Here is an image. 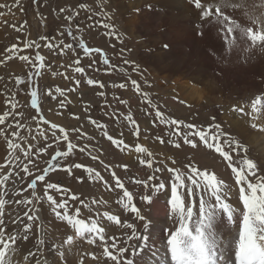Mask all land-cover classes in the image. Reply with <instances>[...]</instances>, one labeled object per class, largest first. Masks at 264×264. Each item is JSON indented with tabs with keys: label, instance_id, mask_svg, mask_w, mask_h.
<instances>
[{
	"label": "rangeland",
	"instance_id": "1",
	"mask_svg": "<svg viewBox=\"0 0 264 264\" xmlns=\"http://www.w3.org/2000/svg\"><path fill=\"white\" fill-rule=\"evenodd\" d=\"M149 1L159 2V5L144 10L141 16L167 5L161 0ZM123 3H129L126 5V12L129 13L131 3L129 0ZM81 4L87 7L81 8ZM170 4L169 9L165 7L162 16L171 18L176 14L181 20L176 25L178 28L174 26L175 33L184 37H175L177 41L174 39L175 45L167 57L166 48L163 47L165 40L157 34L144 37L142 28L132 29V26L128 28L123 24L115 0H0V5L5 6L0 8V115L9 113L5 123L0 124V165H3L0 167V178L5 175L9 177L4 185H0V198L7 202L4 219L9 230L22 233L25 223H32L27 220L26 212L29 215L38 214L40 219L36 223L41 226L31 228L29 239L21 245V256L29 251L37 253L38 248L49 255L53 245H62L67 235L74 231L66 221L55 218L45 192L53 195L57 201L67 198L70 214L80 207L78 218L86 222L90 216L98 218L109 211L135 223L139 231L143 229V222L135 221L116 203L123 190L114 187L112 172L134 193V201L148 219L152 204H144L138 199L145 189L142 185H135L132 180L159 175L168 181L170 173L167 171L155 173V168L163 166L161 162L182 171L185 165L193 163L233 183L227 161L203 145L196 149L184 145L182 136L174 134L175 127L161 123L155 116L157 110L166 119L190 123L197 128L220 124L224 132L230 133L248 148V158L257 163V174L264 176V133L259 136L261 132L249 126L247 117L241 119L230 111L233 105L249 103L256 95L264 94V51L245 53L234 50L225 56L219 38H201L196 34L193 25L198 14L191 5L174 0ZM102 13H107V17ZM239 15L234 14L237 18ZM69 16L71 19H67ZM103 23L114 26L116 35L109 34L110 30L104 28ZM184 26H187V30ZM26 41L32 42L33 46L24 48ZM80 42L91 49L99 48L101 52L85 54L79 47ZM13 44L17 45V49L14 58L9 60L7 49ZM210 49L217 54L212 55ZM36 54L44 56V61L33 64ZM19 55H27L29 61L19 60ZM104 57L109 60L108 65L103 63ZM181 62L185 70L191 68L196 72L190 76L194 77L196 84L200 86V82H205L206 85L202 84L198 93L192 89L176 90L173 82L166 84L158 79L162 73L167 74L168 63L180 65ZM40 63H44L45 67L39 68ZM76 67H82L84 72H76ZM199 70L203 73L200 80ZM17 77L23 82L17 83ZM88 79L96 83L88 85ZM133 80L139 86V91L132 84ZM183 83L184 87L187 83L184 80ZM121 84L125 87H119ZM32 90L38 92L39 111L31 107ZM12 104L16 107L12 108ZM128 115L136 121L135 125L126 119ZM52 123L65 129L69 137L67 141L63 139L65 133H61L59 127L52 129ZM258 123H264V120ZM137 129L139 135L135 134ZM180 131H183L182 126ZM105 132L113 139L122 140L123 144H113ZM9 140L19 144L20 148L7 150ZM172 142L181 143V147L176 148ZM68 143L75 145L71 154L52 161L56 152L67 149ZM136 144L153 153L151 168L147 163H140V158H147L135 153ZM44 147H47V151H39ZM225 151L229 149L225 148ZM244 155L243 152L238 156L233 153V161L242 160ZM93 156L97 159H93ZM173 159L175 164H172ZM50 162L55 166L50 167ZM75 164L82 167H73L69 175L65 169ZM123 165H127V168ZM24 167L29 169L28 173L23 171ZM44 168H49L46 180L37 181L35 190L28 188L31 179L41 174ZM87 168L99 172L102 179H97L95 175L89 178ZM47 182L57 183L60 192L46 189ZM34 191L36 196L42 197L41 200H36ZM73 194L78 198L76 201L71 200ZM18 200H32L33 204L17 203ZM93 200L107 203L92 204ZM80 201L91 205L92 212L85 209ZM230 202L236 203L235 191ZM107 231L109 235H121V230L115 226H109ZM39 239L44 240L42 245L38 244ZM67 248L64 246L61 251ZM99 251L102 250L82 241L76 251H66L65 260L69 264H79L78 253ZM87 260L95 264L90 257H86Z\"/></svg>",
	"mask_w": 264,
	"mask_h": 264
},
{
	"label": "snow or ice",
	"instance_id": "2",
	"mask_svg": "<svg viewBox=\"0 0 264 264\" xmlns=\"http://www.w3.org/2000/svg\"><path fill=\"white\" fill-rule=\"evenodd\" d=\"M187 3L198 14L193 25L196 34L201 38H219L223 43L225 56L230 55L234 50L245 53L256 50L264 51V0H187ZM2 7L5 6L0 5V8ZM80 7L86 8L87 5L81 4ZM135 11L139 12V9ZM236 13L240 14L238 18L234 16ZM102 14L107 17V13ZM102 26L110 30L109 34L116 35L114 26L107 23H103ZM32 46L33 43L27 41L23 45L24 48ZM48 47L52 46L48 45ZM66 47L71 48L72 46L66 45ZM79 47L85 54L91 51L101 52L99 48L86 47L83 42L79 43ZM163 47L167 48L168 45L164 44ZM16 49L15 44L7 49L9 60L14 58L13 54ZM210 51L214 56L217 54L215 50L210 49ZM18 58L21 61H29L27 55H19ZM44 59V56L36 54L32 63L42 62ZM76 63L79 64V61ZM103 63L108 65L109 60L104 57ZM43 67H45L44 63H40L39 68ZM75 71L83 73L84 69L76 67ZM16 81L17 83L23 82L20 77H17ZM94 83L96 81L93 79L87 80L88 85ZM132 84L137 87V91L140 90L135 80ZM119 87L123 88L125 85L121 84ZM57 91L59 92L60 89ZM39 106L38 92L32 90L31 107L39 111ZM11 107L15 108L16 105L12 104ZM230 111L241 119L247 117V123L252 129L264 133V123H258L264 120V94L256 95L249 103L233 105ZM8 115V112L0 115V124L5 123ZM155 116L161 123L174 126L176 129L174 134L182 136L184 145L193 149L203 145L206 149L218 153L223 160L227 161V167L231 169L230 179L233 181L229 183L218 177L215 172L206 168L200 169L193 163L185 165V170L182 171L180 168L168 166L163 162H161L162 167L155 168V173L167 171L170 173L168 181L159 175H148L143 180L135 178L132 180L135 185H142L145 189V193L139 196L142 203L151 205L154 199L161 194L166 197L168 224L161 229L163 233L162 254L153 241L154 222L142 214L134 201V193L125 187L115 172H112L114 187L123 190L116 203L122 207L124 212L133 216L135 221L143 222L142 230L138 231L135 223L121 219L118 214H111L109 211L103 212L98 218L90 216L86 222L85 219L78 218L81 214L80 207H76L70 214L67 198L57 201L53 195L45 192L55 218L66 221L74 231L67 235L62 245L52 246V255L45 256L43 250L38 248L37 253L29 251L21 258V244L29 239L28 233L34 225L41 227L36 223L40 217L38 214L29 215L26 212L27 220L32 223H25L22 233L9 230L4 219L7 202L0 198V264H33V262L34 264H64L66 251L77 247L78 241L95 245L97 249L102 250L78 253L79 264H86V257H90L95 264H139L141 260L144 264H264V176L257 174V163L248 158V148L230 133L224 132L220 124L214 123L207 128H197L196 125L190 123L166 119L159 110L156 111ZM41 119L43 120V117ZM126 119L133 125L136 124L131 115H128ZM43 122L48 124L47 120ZM181 126L183 131H180ZM51 127L57 129L59 126L52 123ZM59 131L65 133L63 127H59ZM135 134L139 135L138 129ZM14 135H19V133H14ZM53 135L55 137V133ZM105 135L113 144H123L122 140L113 139L107 132ZM63 139L65 141L69 139L66 133ZM160 142L164 143L163 140ZM172 143L176 148L181 147V143ZM74 147V144L68 143L67 149L56 152L52 161H56L57 157L69 156ZM19 148V144L11 140L7 142V150ZM225 148L229 151H225ZM39 151H47V147ZM241 152L245 154L243 159L234 162L233 153L238 156ZM135 153L147 158H140L141 164L147 163L148 167H152L150 158L153 153L148 148L136 144ZM25 154L28 155V153ZM92 158L97 159L96 156ZM175 163L173 159L172 164ZM54 166L50 162V167ZM73 167L79 169L82 165H70L65 169L69 175L72 174ZM122 167L127 168V165ZM23 171L28 173L29 169L24 167ZM86 171L89 178L95 175L97 179H102L99 172H94L92 168H87ZM48 172L49 168L42 169L41 174L36 175L28 183V188L35 190L37 181H45ZM8 178L7 175L0 178V185H4ZM153 181L158 182L153 183ZM46 189H55L60 192L59 185L54 182H47ZM234 191L236 192L235 204L230 202ZM33 196L38 201L42 199L36 196L35 191ZM77 199L74 194L71 196L72 201ZM17 203L33 204V201L18 200ZM96 203H107V201H92V204ZM80 204L90 213L92 212L91 205L85 204L84 201H80ZM12 222L16 223L14 220ZM109 226L119 228L121 235H109L107 231ZM43 243L44 240L39 239L38 244ZM64 246L68 248L66 251H61Z\"/></svg>",
	"mask_w": 264,
	"mask_h": 264
},
{
	"label": "bare ground",
	"instance_id": "3",
	"mask_svg": "<svg viewBox=\"0 0 264 264\" xmlns=\"http://www.w3.org/2000/svg\"><path fill=\"white\" fill-rule=\"evenodd\" d=\"M123 1L125 0H115L116 6H117V11L119 13V15L121 16V21H123L122 23L125 26L131 27L132 29L133 27L135 29L138 28H142L143 29V36H147L148 34H157L161 39L166 41V44L168 45V47L166 48V53L165 55L168 57L169 51L172 49V46L175 42V40L177 38H183L184 35L179 33L176 34V28H174V26H176L179 21L181 20L180 18L177 17V15H173L171 18H165V16H162L166 9L165 7H167L169 9V4L170 2L172 3L173 0H161L162 2H166L167 5L162 6L159 10L152 12V13H147L143 16H141V13L146 10V9H150V8H155L156 6L159 5V2H150L149 0H142V2L137 3L136 0H129V2L132 5V9L130 10V12H126V5H128L129 3H127L126 5L123 3ZM176 2H186L187 0H174ZM184 1V2H183ZM174 4V3H173ZM171 5V4H170ZM177 6V5H176ZM181 6V5H180ZM178 6V8L180 7ZM175 7V6H174ZM191 7V6H190ZM173 8V7H172ZM182 8V7H180ZM187 8V7H186ZM130 9V7H129ZM135 9H139V12L135 11ZM194 9V8H193ZM177 10V9H176ZM180 10V9H178ZM185 10V9H183ZM186 10H189L188 8ZM173 11V10H172ZM190 11V10H189ZM188 11V12H189ZM192 11V9H191ZM187 13V12H186ZM191 13V12H190ZM238 14V13H236ZM189 15V14H187ZM186 15V16H187ZM150 16V17H149ZM193 16V15H192ZM190 17V16H189ZM194 19V18H193ZM191 21V20H190ZM194 21V20H193ZM195 22V21H194ZM185 23V22H184ZM181 24V23H180ZM179 24V25H180ZM178 25V26H179ZM187 25V24H185ZM192 25V24H191ZM189 27V25H187ZM187 26L184 28L186 29ZM177 27V26H176ZM178 28V27H177ZM174 29V30H172ZM182 29V28H181ZM189 29V28H188ZM159 30V31H158ZM187 30V29H186ZM193 30V29H192ZM181 31V30H180ZM189 31V30H188ZM178 32V30H177ZM194 32V30H193ZM189 33V32H188ZM192 34V33H190ZM189 35V34H188ZM193 35V34H192ZM176 37V39H175ZM189 38V36H188ZM175 39V40H174ZM190 39V38H189ZM183 40V39H182ZM187 40V39H186ZM207 40V39H205ZM177 41V40H176ZM193 41V40H192ZM199 41V40H198ZM211 42V41H210ZM183 43V42H182ZM188 43H190L188 41ZM193 43V42H192ZM208 43V42H207ZM187 44V43H186ZM175 45V44H174ZM192 45V44H191ZM174 47V46H173ZM176 47V46H175ZM181 47V46H180ZM189 48V47H188ZM184 49V48H183ZM208 50V49H207ZM175 53V52H174ZM181 53V52H180ZM193 53V52H192ZM223 54V53H222ZM172 55V54H171ZM181 55V54H180ZM184 56V55H183ZM195 56V55H194ZM196 58V57H195ZM200 58V57H199ZM182 59V58H181ZM176 63H168L169 65V70L167 72V74H161L160 76H158L159 80H163L166 82V84L173 82L174 86L176 87V90L179 89L180 91L183 90H187V89H192L194 91H196L198 93V89H200L201 85L204 84L203 82H200V86L199 84H196L195 81H193V78H191V74H193L192 72H195L194 70H192L191 68L188 70L184 69L183 63L181 62L180 65H175ZM246 71V70H245ZM196 73V72H195ZM194 73V74H195ZM199 74V80L201 75H203V73L199 70L198 72ZM195 76V75H194ZM191 78V79H190ZM197 78V77H196ZM190 79V80H189ZM203 79V78H202ZM208 79V78H207ZM183 80L187 83L185 84V86L183 87L184 83ZM189 80V81H188ZM198 80V79H197ZM164 82V83H165ZM199 82V81H198ZM197 82V83H198ZM207 82V81H206ZM206 85V84H204ZM205 86H203L204 89ZM207 88V86H206ZM175 89V88H174ZM202 89V88H201ZM209 90V88H208ZM201 91V90H200ZM187 97V96H186ZM195 97H193L194 99ZM196 99V98H195ZM194 99V100H195ZM237 121V120H236ZM235 121V122H236ZM238 123V122H237ZM249 129V128H248ZM247 132V131H246ZM248 133V132H247ZM258 134V133H257ZM260 134V133H259ZM263 133H261L259 136H261ZM251 136V134H248ZM256 135V134H255ZM249 141V140H248ZM203 151V150H202ZM203 153V152H201ZM207 160V159H206ZM216 160V158H215ZM214 160V161H215ZM264 160V159H263ZM264 162V161H263ZM210 166V165H209ZM211 167V166H210ZM208 168V167H207ZM212 168V167H211ZM214 168V167H213ZM212 168V169H213ZM263 172V171H262ZM264 173V172H263ZM144 193V192H143ZM137 198V197H136ZM139 199V197H138ZM166 197L165 195H160L158 198L154 199L153 203H152V208H151V215L149 216V219L152 220L154 222L155 228L153 231V241L156 243V246L160 249L161 254L163 253V248H162V238H163V233L161 231V229L168 224V221L166 219L167 217V212H168V208L166 206L165 203ZM111 202V201H110ZM113 205V204H112ZM119 211V210H118ZM126 214V213H125ZM124 214V215H125ZM120 215V214H119ZM123 215V216H124ZM122 218V215H120ZM126 216L128 217V214H126ZM129 218V217H128ZM124 219V218H123ZM82 243V241H78L77 242V247H75L73 249V251H76L78 249V246ZM23 245V244H21ZM53 253L51 252L49 255H52ZM48 254L45 256H49ZM22 258V256H21ZM87 264H91L88 260L86 261ZM34 264V262H33ZM64 264H69L67 260L64 261ZM139 264H144V261H139Z\"/></svg>",
	"mask_w": 264,
	"mask_h": 264
}]
</instances>
